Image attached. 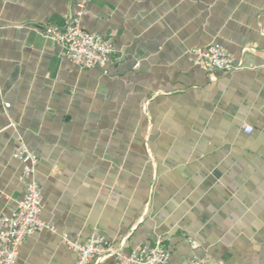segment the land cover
I'll return each instance as SVG.
<instances>
[{
    "label": "crops",
    "instance_id": "obj_1",
    "mask_svg": "<svg viewBox=\"0 0 264 264\" xmlns=\"http://www.w3.org/2000/svg\"><path fill=\"white\" fill-rule=\"evenodd\" d=\"M81 2L0 0V215L25 193L22 142L55 229L17 264H73L62 235L94 231L123 253L160 238L167 264H264V0H88L81 28L121 58L90 69L38 33ZM209 44L244 69H198Z\"/></svg>",
    "mask_w": 264,
    "mask_h": 264
},
{
    "label": "built area",
    "instance_id": "obj_2",
    "mask_svg": "<svg viewBox=\"0 0 264 264\" xmlns=\"http://www.w3.org/2000/svg\"><path fill=\"white\" fill-rule=\"evenodd\" d=\"M88 0L79 4V12L68 19L62 27L47 26L38 31L39 35L57 47L63 56L81 69L105 68L112 60L120 61L112 39L81 28L80 22L85 14ZM192 63L203 72H232L243 70L242 62L235 60L231 53L219 44H209L192 50ZM139 68V63L133 66ZM4 107H8L5 104ZM243 132L250 134L252 128L244 126ZM21 163V178L25 193L9 216L0 215V264H17L19 249L24 240L42 230L55 232V229L41 218L42 197L35 179L37 156L21 142L13 155ZM63 244L75 255L73 264H96L106 258L114 257L116 264H167L169 253L162 240L156 238L151 246H139L128 253L112 248L99 232H92L84 243L70 241L62 235ZM187 264H205L191 259Z\"/></svg>",
    "mask_w": 264,
    "mask_h": 264
}]
</instances>
